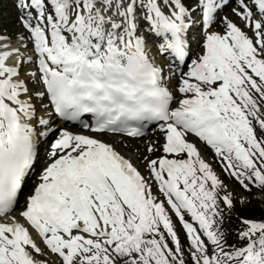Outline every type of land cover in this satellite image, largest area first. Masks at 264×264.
Listing matches in <instances>:
<instances>
[{
    "label": "snow or ice",
    "instance_id": "6c2138e0",
    "mask_svg": "<svg viewBox=\"0 0 264 264\" xmlns=\"http://www.w3.org/2000/svg\"><path fill=\"white\" fill-rule=\"evenodd\" d=\"M14 7L0 264H264V215L231 226V185L264 193V0Z\"/></svg>",
    "mask_w": 264,
    "mask_h": 264
},
{
    "label": "rangeland",
    "instance_id": "374dc122",
    "mask_svg": "<svg viewBox=\"0 0 264 264\" xmlns=\"http://www.w3.org/2000/svg\"><path fill=\"white\" fill-rule=\"evenodd\" d=\"M0 13V29H8L9 32L16 31L18 29V24L16 23V14L14 13L13 6L9 2V0H0ZM149 138H154L153 134H150L144 140H147ZM143 143L144 141L141 140L129 141V147L126 149H122V151L127 154H132L133 149L136 146H140L141 150H143ZM117 147H120V145H117ZM133 159L135 160V156H133ZM235 199L236 203L239 202V199ZM247 200H257L259 202H262L264 201V193L255 190Z\"/></svg>",
    "mask_w": 264,
    "mask_h": 264
},
{
    "label": "trees",
    "instance_id": "16d2710c",
    "mask_svg": "<svg viewBox=\"0 0 264 264\" xmlns=\"http://www.w3.org/2000/svg\"><path fill=\"white\" fill-rule=\"evenodd\" d=\"M226 182L228 181L226 180ZM232 191L236 197H240L243 195L246 198H248L251 195V193H247L241 190L238 185H233ZM263 207H264V201L259 202L257 200H247V202L243 205H241L239 202L236 203V207L233 210L231 226L235 225V219L237 216L258 218L261 215H264Z\"/></svg>",
    "mask_w": 264,
    "mask_h": 264
},
{
    "label": "bare ground",
    "instance_id": "6f19581e",
    "mask_svg": "<svg viewBox=\"0 0 264 264\" xmlns=\"http://www.w3.org/2000/svg\"><path fill=\"white\" fill-rule=\"evenodd\" d=\"M18 30V29H17Z\"/></svg>",
    "mask_w": 264,
    "mask_h": 264
}]
</instances>
